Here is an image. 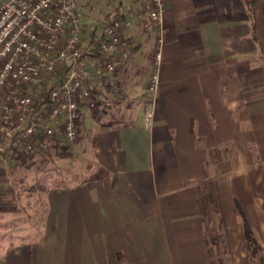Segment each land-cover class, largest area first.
<instances>
[{"label":"crops","instance_id":"1","mask_svg":"<svg viewBox=\"0 0 264 264\" xmlns=\"http://www.w3.org/2000/svg\"><path fill=\"white\" fill-rule=\"evenodd\" d=\"M245 2L164 0L148 129L155 30L133 19L123 30L131 54L117 65L120 92L102 93L80 122L86 166L47 185L36 238L0 250V264H257L238 207L264 259V67ZM137 5L117 0L102 19L133 18ZM17 159L26 160L0 156L1 179Z\"/></svg>","mask_w":264,"mask_h":264},{"label":"built area","instance_id":"2","mask_svg":"<svg viewBox=\"0 0 264 264\" xmlns=\"http://www.w3.org/2000/svg\"><path fill=\"white\" fill-rule=\"evenodd\" d=\"M133 18L95 21L88 44L79 0L0 4V156L31 157L55 140L75 142L85 111L117 95V65L130 57L123 30L133 19L155 30L142 124L151 128L162 62L164 0H137Z\"/></svg>","mask_w":264,"mask_h":264},{"label":"rangeland","instance_id":"3","mask_svg":"<svg viewBox=\"0 0 264 264\" xmlns=\"http://www.w3.org/2000/svg\"><path fill=\"white\" fill-rule=\"evenodd\" d=\"M116 2L117 0H113L109 4L110 2L103 0L102 4L98 2L95 9H92L89 1L82 0L80 5L82 4L86 27L85 41L91 40L92 36L88 31L93 30L92 20H102L107 9L112 7L110 5ZM77 141L78 137L72 143L55 140L49 147V157L42 153L34 155L35 158L25 157L23 162L17 159L20 162L9 167L5 178L0 177V250L7 245L36 238L44 209L43 193L47 185L58 183L61 178L69 179L75 170H80L82 165L86 166ZM18 164L22 167H17Z\"/></svg>","mask_w":264,"mask_h":264},{"label":"trees","instance_id":"4","mask_svg":"<svg viewBox=\"0 0 264 264\" xmlns=\"http://www.w3.org/2000/svg\"><path fill=\"white\" fill-rule=\"evenodd\" d=\"M245 4L246 13L250 23V35L257 47L259 58L264 67V0H246ZM238 214L242 219L244 237L249 245L250 257L255 260L257 264H264V259L260 254V245L250 224L245 219L239 207ZM212 232L213 243H216L218 242V237L214 230H212Z\"/></svg>","mask_w":264,"mask_h":264}]
</instances>
